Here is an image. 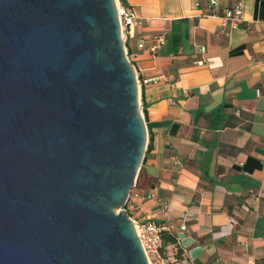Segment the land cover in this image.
I'll return each instance as SVG.
<instances>
[{"label":"water","instance_id":"1","mask_svg":"<svg viewBox=\"0 0 264 264\" xmlns=\"http://www.w3.org/2000/svg\"><path fill=\"white\" fill-rule=\"evenodd\" d=\"M147 144L116 0H0V264H149Z\"/></svg>","mask_w":264,"mask_h":264},{"label":"crops","instance_id":"2","mask_svg":"<svg viewBox=\"0 0 264 264\" xmlns=\"http://www.w3.org/2000/svg\"><path fill=\"white\" fill-rule=\"evenodd\" d=\"M121 3L142 19L126 49L152 137L130 214L176 235L171 264H264V0Z\"/></svg>","mask_w":264,"mask_h":264},{"label":"built area","instance_id":"3","mask_svg":"<svg viewBox=\"0 0 264 264\" xmlns=\"http://www.w3.org/2000/svg\"><path fill=\"white\" fill-rule=\"evenodd\" d=\"M209 4L211 7H217L218 0H209ZM116 12L118 17V22L120 25L121 38L125 45L129 37L133 35L134 28L136 26L142 25V19L137 17L130 10V8L124 6L120 0H116ZM221 20H222L221 26L224 29L236 28L242 25L243 21H242L241 2H237L232 7L226 9L221 17ZM162 43H163L162 38H157L154 45H152V47L150 48V50L154 52L158 47V45ZM143 47L144 45L142 42H139L137 44V49L141 50L143 49ZM127 57L130 60V55L127 54ZM209 61L210 60L207 59L205 63H208ZM203 63H204L203 61L198 62L199 65H202ZM135 76L137 79L138 87L139 89H141L142 83H146V81L143 82L140 81L139 74L136 70H135ZM125 211L130 213V208H128V210ZM129 217L131 218L135 226L136 234L138 236L144 254L148 260V263L171 264L170 261L166 260L161 253V247H162L161 231L164 230L165 228L161 225L156 224L154 221L150 219L138 220L137 218H134L132 215Z\"/></svg>","mask_w":264,"mask_h":264},{"label":"trees","instance_id":"4","mask_svg":"<svg viewBox=\"0 0 264 264\" xmlns=\"http://www.w3.org/2000/svg\"><path fill=\"white\" fill-rule=\"evenodd\" d=\"M120 1L124 3V0H120ZM126 44H125V47H126ZM127 54L129 55V51L128 50H127ZM141 101H142V106H143L144 118L146 120V108H145V105L143 103V97H141ZM151 147H152V137L149 134V141H148V144H147L146 152L148 150H150ZM125 207H126V205H125ZM129 216H131V214ZM161 238H162V247L161 248H164L165 246L170 245V244L171 245H178V239H177L176 235L170 234V232L167 229H164V230L161 231ZM180 253L181 252L178 251V255Z\"/></svg>","mask_w":264,"mask_h":264},{"label":"rangeland","instance_id":"5","mask_svg":"<svg viewBox=\"0 0 264 264\" xmlns=\"http://www.w3.org/2000/svg\"><path fill=\"white\" fill-rule=\"evenodd\" d=\"M139 173H140V171H139ZM139 173H138V175H139ZM138 175H137V177H138ZM136 181H137V179H136ZM133 190H134V188L130 191V197L128 198V201H127L126 207L124 208L125 210H128V208H129L130 200H131V195H132V193H133ZM127 213H128V212H127ZM128 214L130 215V213H128Z\"/></svg>","mask_w":264,"mask_h":264}]
</instances>
